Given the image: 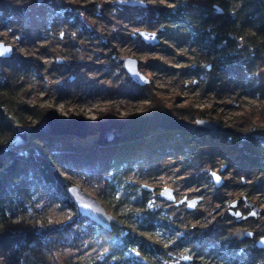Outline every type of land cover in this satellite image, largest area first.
Listing matches in <instances>:
<instances>
[{
  "label": "rangeland",
  "instance_id": "1",
  "mask_svg": "<svg viewBox=\"0 0 264 264\" xmlns=\"http://www.w3.org/2000/svg\"><path fill=\"white\" fill-rule=\"evenodd\" d=\"M37 1L0 0V43L12 49L11 56L0 57V101L20 121L16 127H35L51 112L62 119L91 122L82 105L96 98L94 122L168 109L177 118L217 122L235 133L264 129V55L239 39L234 46L222 44L243 75L262 84L254 92L242 73L224 72L217 56L198 38L199 31H227L221 20L209 23L205 10L217 7L221 15L235 16L236 0H137L145 5L133 7L116 3L119 0H52L44 6ZM167 10L181 14L184 21L171 20ZM244 32L254 35L251 28ZM121 57L135 59L147 82L138 85L131 80ZM59 103L65 104L63 112L56 111ZM20 104L33 112L20 113ZM181 112L194 118L182 117ZM162 133L100 147V157L120 163L91 178L54 165L68 186L94 197L123 225L124 233L155 247L149 256L135 251L145 264H222L198 250V241L205 239L195 237L206 232H251L252 243L264 237V187L252 186L261 173L240 162L227 137ZM58 137L61 144L75 140L78 147L97 146L95 136ZM12 140V148L30 151L27 142L13 147ZM33 147L41 145L34 142ZM213 173L221 179L219 187ZM143 185L153 191H144ZM166 188L173 202L159 197ZM31 194L21 219L12 222L23 228L70 223L78 231L79 249L49 251L32 243L21 253L10 250L13 264H120L118 255L89 235L77 212L61 208L44 191L34 189ZM6 262V257L0 260Z\"/></svg>",
  "mask_w": 264,
  "mask_h": 264
},
{
  "label": "trees",
  "instance_id": "2",
  "mask_svg": "<svg viewBox=\"0 0 264 264\" xmlns=\"http://www.w3.org/2000/svg\"><path fill=\"white\" fill-rule=\"evenodd\" d=\"M238 3L235 16L221 15L217 7L205 10L209 13V23L221 20V25L227 31H221L212 35L205 31L198 32L199 41L203 48L210 52L218 61L224 72L230 74L242 73L243 81L248 80L254 92L262 88V84L254 82L250 77H245L243 68L234 61L230 54L224 51L222 44L234 46V40H241L245 47L252 49L257 55H264V3L263 0H236ZM177 3V1H176ZM202 12V11H201ZM171 20L181 19V14L165 11ZM176 14V15H174ZM181 15V16H180ZM251 28L254 35L248 37L244 32ZM234 41V43H233ZM244 49V48H243ZM248 53V52H247ZM22 63H20L21 65ZM19 112H33L20 104ZM185 118H194L187 112L178 113ZM18 122V123H17ZM16 117L11 116L0 101V257H6V264H13L14 257L10 250L15 249L21 253L29 244L51 251L52 249L76 250L79 249L80 238L78 231L72 224H46L39 226L29 224L25 228L13 223L21 219V213L25 210V201L31 199L34 189L46 192L61 208L71 212H77L76 207L68 196L66 188L68 183L58 173L54 162H57L67 173L84 174L91 178L96 172L108 170L109 167H118L120 162L114 159L102 158L98 152L100 147H78L75 140H66L61 144L58 136L44 134H31L30 141L25 147L30 151L20 152L11 147V140L16 124ZM19 126V125H18ZM172 137L175 134H187L180 131L163 132ZM227 137L232 149L240 162L246 163L252 169L260 172V176L252 183V186L264 187V129L247 131L244 133H214ZM38 142L41 147H33ZM119 146V145H118ZM115 147V146H114ZM139 204L141 202L135 201ZM77 218L84 221L88 227V233L105 246L110 253L119 257L120 264H145L135 255L139 251L142 255L155 254V247L151 246L143 238L130 232H123V225H112L111 231L104 230L91 221L82 218L77 213ZM205 239L198 241L197 248L206 256L213 257L222 264H264V249H259L252 243V238L244 234L218 232L209 236L208 233L195 237ZM188 245L191 243L185 241ZM196 248V246H194ZM85 264H102L97 262ZM169 264V263H168Z\"/></svg>",
  "mask_w": 264,
  "mask_h": 264
},
{
  "label": "water",
  "instance_id": "3",
  "mask_svg": "<svg viewBox=\"0 0 264 264\" xmlns=\"http://www.w3.org/2000/svg\"><path fill=\"white\" fill-rule=\"evenodd\" d=\"M52 0H38V4L48 5ZM116 3L136 6L145 5L137 0H119ZM264 3V0H263ZM216 9V8H215ZM217 12L220 10L216 9ZM143 39L147 42L146 37L143 35ZM154 42V41H152ZM2 44V43H0ZM3 45V44H2ZM10 51L5 55L0 56L7 58L11 56L12 49L9 46ZM119 61L123 64L124 70L127 75L136 84L142 85L147 80L139 73L137 68V61L132 58L121 57ZM168 131H180V132H198V133H230L231 129L221 127L219 123L212 122L205 119H199L195 122H190L183 118H177L172 115L170 110L163 109L159 111H152L147 115H131L126 120L108 119L106 121L88 122L83 119H62L56 116L53 112L49 113L43 118V120L35 127H21L17 126L14 129V138L12 140L13 147L24 146L27 142L28 134H44L48 136H73L76 138H86L89 136H95V144L98 147L106 145H119L127 142H133L141 140L150 135V133H162ZM217 177H219L216 174ZM213 181L216 187L221 184V179L217 181L212 175ZM144 191H153L152 187L142 186ZM68 196L73 201L78 215L85 218L100 228L111 231L112 225L120 226L121 223L106 213L102 205L91 195L82 191L76 185H69L66 188ZM159 197L173 202L174 198L170 189L166 188L159 193ZM178 201L176 204L178 205ZM195 201L188 202V209L191 210L194 207ZM232 203L231 206H234ZM253 213V212H252ZM251 213V214H252ZM235 216H239V212L235 213ZM247 237H253V233L245 232ZM255 246L259 249H264V237L255 241ZM182 261L187 262L186 258H182ZM174 264V263H169Z\"/></svg>",
  "mask_w": 264,
  "mask_h": 264
},
{
  "label": "bare ground",
  "instance_id": "4",
  "mask_svg": "<svg viewBox=\"0 0 264 264\" xmlns=\"http://www.w3.org/2000/svg\"><path fill=\"white\" fill-rule=\"evenodd\" d=\"M96 97V96H95ZM83 110H84V114L85 117L88 118L89 120H92V122H94L96 120V118L93 116V113L95 112V110L98 108L99 104L96 100V98L92 99L91 102L83 104ZM59 112H63L65 110V104H58V109H56V111ZM57 111V112H58ZM60 114V113H59Z\"/></svg>",
  "mask_w": 264,
  "mask_h": 264
},
{
  "label": "snow or ice",
  "instance_id": "5",
  "mask_svg": "<svg viewBox=\"0 0 264 264\" xmlns=\"http://www.w3.org/2000/svg\"><path fill=\"white\" fill-rule=\"evenodd\" d=\"M9 51H10L9 48H6L2 44H0V56L5 55ZM212 175L217 181H219V177H217L215 173H213ZM252 215H255V213H252Z\"/></svg>",
  "mask_w": 264,
  "mask_h": 264
},
{
  "label": "built area",
  "instance_id": "6",
  "mask_svg": "<svg viewBox=\"0 0 264 264\" xmlns=\"http://www.w3.org/2000/svg\"><path fill=\"white\" fill-rule=\"evenodd\" d=\"M0 258H1L0 260H4V259H5V257H3V256H2V257H0Z\"/></svg>",
  "mask_w": 264,
  "mask_h": 264
}]
</instances>
